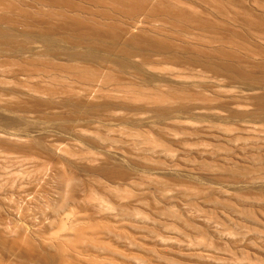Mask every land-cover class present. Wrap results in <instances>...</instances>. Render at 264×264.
<instances>
[{"label": "rangeland", "instance_id": "1", "mask_svg": "<svg viewBox=\"0 0 264 264\" xmlns=\"http://www.w3.org/2000/svg\"><path fill=\"white\" fill-rule=\"evenodd\" d=\"M168 1L0 0V264H264V0Z\"/></svg>", "mask_w": 264, "mask_h": 264}, {"label": "bare ground", "instance_id": "2", "mask_svg": "<svg viewBox=\"0 0 264 264\" xmlns=\"http://www.w3.org/2000/svg\"><path fill=\"white\" fill-rule=\"evenodd\" d=\"M96 2H104V3H106L108 0H95ZM110 1V3L109 4H111V3H115V4H117L119 7H121V8H123V7H126V8H128V9H137V10H141V11H145V10H148L147 12H150L151 14H153V13H173V14H175V10L178 8L176 5H174V4H176L177 2L174 0V2H176V3H174L173 4V2H169L168 0V2L169 3H167V1L165 2H163V0H157V1H161V3H162V5L163 6H161V7H159L157 4V7L156 6H154V4L153 3H149V5H148V9H146L147 7V4H146V1H148V0H109ZM150 1V0H149ZM154 1H156V0H154ZM171 1V0H170ZM173 1V0H172ZM151 2V1H150ZM160 3V2H159ZM152 4H153V6H152ZM178 4H179V2H178ZM112 5V4H111ZM180 5V4H179ZM181 6V5H180ZM178 9H181V8H178ZM181 11H184V10H181ZM191 14H189V17L188 18H190L191 16H190ZM190 19H192V18H190ZM194 19V18H193ZM47 52H49V50H46ZM44 260H46V258L42 255L41 256Z\"/></svg>", "mask_w": 264, "mask_h": 264}]
</instances>
